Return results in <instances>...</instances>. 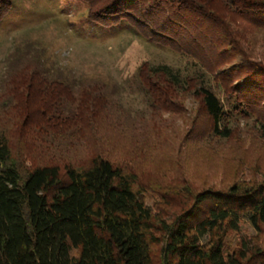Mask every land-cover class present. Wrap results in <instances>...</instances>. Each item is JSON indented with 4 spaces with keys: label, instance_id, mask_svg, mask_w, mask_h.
<instances>
[{
    "label": "trees",
    "instance_id": "obj_1",
    "mask_svg": "<svg viewBox=\"0 0 264 264\" xmlns=\"http://www.w3.org/2000/svg\"><path fill=\"white\" fill-rule=\"evenodd\" d=\"M84 2L93 21L106 26L127 22L201 65L202 73L184 76L158 66L141 87L151 109L164 103L171 115L176 110L168 98L175 102L178 92L200 99L210 129L197 140L191 139L195 131L173 138L179 158L184 145L202 148L205 140H231L240 117H254L249 131L257 144L264 143V82L256 78L259 72L264 80V53L256 57L253 52L258 36L264 47V0ZM11 8V0H0V22ZM13 54L11 61L24 66H18L0 93V264H264V179L197 191L160 180L147 187L122 160L113 140L117 137L110 132L128 131L132 141L143 132L141 138L159 140L156 148L161 150L170 141L167 127L120 130L106 113L115 104L91 93L94 86L74 89L35 59L22 62L26 51ZM211 77L226 103L213 90ZM250 80L251 92L244 89ZM19 104L25 111L21 132L27 135L14 151L4 118L21 116L15 112ZM149 153L141 150V156ZM162 185L167 191L162 196H176L183 206L170 220L145 202L147 193H158ZM243 219L258 238L226 257L225 236L238 231Z\"/></svg>",
    "mask_w": 264,
    "mask_h": 264
},
{
    "label": "rangeland",
    "instance_id": "obj_2",
    "mask_svg": "<svg viewBox=\"0 0 264 264\" xmlns=\"http://www.w3.org/2000/svg\"><path fill=\"white\" fill-rule=\"evenodd\" d=\"M11 2L12 8L0 22V93L5 92L4 85L10 83L15 70L24 66L12 62L11 55L18 49L24 50L28 58L22 62L35 59L36 65L50 71L49 74L54 75V78L69 82L74 89L94 86L91 93L94 91L115 104L113 109L107 107L106 113L117 120L120 130H130L132 126H148L152 132L157 127H167L170 141L162 143L161 150L156 148L159 140L156 142L146 136L148 141H144L141 138L143 132L139 134V139L133 137V141L127 136L128 131H118L119 135L110 132L111 136L117 137L113 140L118 143L122 160H127L131 170L141 175L147 187L154 184V180H160L168 187L181 184L197 191L206 188V185L222 189L238 181L264 179V143L261 141L257 144L249 131L254 117H240L231 140L213 143L205 140L202 148L192 144L184 145L180 158L173 150V138L178 140L186 134L191 136L195 131L196 135L191 136V139L197 140V137L201 138L209 131L210 124L202 103L192 96V92H178L175 102L168 98L173 105L172 109L176 110L175 114L171 115L164 103L162 107L158 105L156 110L151 109L150 100L142 90V83L145 76L152 72L151 69L158 66H168L181 76L196 71L202 73L203 69L197 60L149 39L127 22L106 26L93 21L88 17V5L84 0ZM254 48L256 57L264 53L262 36L254 40ZM250 69L247 71L252 72ZM246 73L243 75L249 74ZM257 74L256 78L261 76L264 82L262 74ZM211 81L213 90L226 103L223 92L217 89L213 79ZM244 89L253 91L252 80L247 82ZM17 108L15 112L20 111L21 116L17 113L16 116L11 115V118H4L14 138V151L20 148L17 141L27 135L21 132L25 111L20 110V104ZM33 118L37 119V116ZM111 131L117 130L111 128ZM32 148L27 146L28 151ZM143 149L150 153L141 156ZM157 192L147 193L146 205L166 220L178 215L183 206L178 204L176 196L167 199L162 196L167 192L163 185ZM195 221L192 219L190 224H195ZM255 238L258 237L251 224L243 219L238 231H230L225 236V256L235 254L244 242L249 243Z\"/></svg>",
    "mask_w": 264,
    "mask_h": 264
}]
</instances>
